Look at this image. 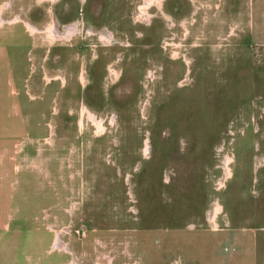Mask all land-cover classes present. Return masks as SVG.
Returning <instances> with one entry per match:
<instances>
[{
    "label": "rangeland",
    "instance_id": "1",
    "mask_svg": "<svg viewBox=\"0 0 264 264\" xmlns=\"http://www.w3.org/2000/svg\"><path fill=\"white\" fill-rule=\"evenodd\" d=\"M22 1L46 47L5 40L46 114L27 148L77 167L70 190L22 152L0 169V264H264V0H79L64 29Z\"/></svg>",
    "mask_w": 264,
    "mask_h": 264
},
{
    "label": "crops",
    "instance_id": "2",
    "mask_svg": "<svg viewBox=\"0 0 264 264\" xmlns=\"http://www.w3.org/2000/svg\"><path fill=\"white\" fill-rule=\"evenodd\" d=\"M42 3L43 2L41 1L40 4ZM3 7L4 9L10 7L13 9L15 8V11L12 9L13 14L10 12L11 18L6 19V22L8 23H5L6 25L4 26H0V169L4 168L7 161H14L16 155L19 152H22L24 161L28 162L30 168L44 172L42 176L48 181L49 186H53V190H70L69 173L73 169L76 170L77 167L75 161H72V158H75L73 155L70 159L69 157H64V160H62V157H59V152H57V156L54 155V151H57L59 146L57 143L50 149L48 155L43 153L47 151L45 148H39L42 146H36V153L34 152L33 146L29 149L27 148L29 142L34 139L31 137V132L37 131L39 128L42 129L43 126H46V121L44 120L46 114L42 105L40 107L39 105L31 106L29 104L30 86L37 87L39 86V83L37 80H33L29 83L28 78L21 76V69H19L18 62L15 61V56L13 55L12 50L10 53V50L7 48V46L10 45H5V40L9 37L11 40V46L15 48L27 46V43H23L21 39L14 40L17 34H20L19 30L15 29V26L21 24L23 32L33 37L37 47L46 48L44 43H40L41 38H36L34 36V34L43 33V30L35 31V33H32V31L29 30L27 24L29 23V13L32 12V8L28 7L27 4L25 5L22 0H0V19L5 18L3 13L5 15L8 12L4 9L1 10ZM52 17L53 21L56 22L54 16ZM77 19L78 14L75 17H71L69 20L74 21ZM53 28L54 30H52V32L56 34V28ZM77 34L78 32L74 33V35ZM74 35H72L69 40L72 39ZM53 44H50L49 46ZM42 58L45 60V55H43ZM43 64L44 63L42 62V65ZM43 69V79L46 80V83H51L55 78L59 79V75H55L54 73L57 69L56 66L53 65L51 70H49L47 64H44ZM54 91L55 90L52 88V97H55ZM31 153L35 155H32ZM72 183H76V180L73 179ZM0 190L7 189L0 187ZM11 198H14V196H11ZM21 217H23V215ZM0 219V222L3 220L0 223V226L3 227L2 229L10 226L6 214L0 217Z\"/></svg>",
    "mask_w": 264,
    "mask_h": 264
},
{
    "label": "flooded vegetation",
    "instance_id": "3",
    "mask_svg": "<svg viewBox=\"0 0 264 264\" xmlns=\"http://www.w3.org/2000/svg\"><path fill=\"white\" fill-rule=\"evenodd\" d=\"M80 1H83V0H80ZM78 2H79V0H56L55 1V5L53 6V9L51 10L52 13L50 14V16L51 17L54 16V20L57 22L59 28L64 29L67 25H70V24H72V22L75 21V20L71 21L69 19L71 17L77 16ZM84 2H86V0ZM152 2L155 3L156 1L152 0ZM153 6L150 8V12L152 14H154V16L157 15L159 11L162 12L161 10H163V8H164V7H162V5H161V8H158L154 4H153ZM165 10H166V8H165ZM85 26L86 25L84 24V28H85ZM59 28H58V31H61V33H62V30H59ZM116 33L114 32V34H116ZM55 35H57V34H55ZM59 35H60V33H58L57 37H60ZM64 35H66V34H64ZM118 37H120V36H118ZM56 246L59 247L60 245L56 242L55 247ZM65 249L68 250V247H66Z\"/></svg>",
    "mask_w": 264,
    "mask_h": 264
},
{
    "label": "bare ground",
    "instance_id": "4",
    "mask_svg": "<svg viewBox=\"0 0 264 264\" xmlns=\"http://www.w3.org/2000/svg\"><path fill=\"white\" fill-rule=\"evenodd\" d=\"M56 30V29H55Z\"/></svg>",
    "mask_w": 264,
    "mask_h": 264
}]
</instances>
